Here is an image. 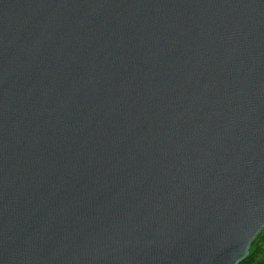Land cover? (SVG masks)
I'll return each mask as SVG.
<instances>
[{
    "label": "water",
    "instance_id": "water-1",
    "mask_svg": "<svg viewBox=\"0 0 264 264\" xmlns=\"http://www.w3.org/2000/svg\"><path fill=\"white\" fill-rule=\"evenodd\" d=\"M264 230V0H0V264H240Z\"/></svg>",
    "mask_w": 264,
    "mask_h": 264
},
{
    "label": "rangeland",
    "instance_id": "rangeland-1",
    "mask_svg": "<svg viewBox=\"0 0 264 264\" xmlns=\"http://www.w3.org/2000/svg\"><path fill=\"white\" fill-rule=\"evenodd\" d=\"M254 251H256L254 263L258 264L260 262V264H264V231L258 237L250 252L254 253Z\"/></svg>",
    "mask_w": 264,
    "mask_h": 264
},
{
    "label": "trees",
    "instance_id": "trees-1",
    "mask_svg": "<svg viewBox=\"0 0 264 264\" xmlns=\"http://www.w3.org/2000/svg\"><path fill=\"white\" fill-rule=\"evenodd\" d=\"M264 231V230H263ZM262 231V232H263ZM261 232V233H262ZM261 233L257 236V238L254 240V242H253V244H252V246H251V249H252V247L255 245V242H256V240L258 239V237L261 235ZM251 249H250V251H251ZM257 251V250H256ZM256 251H254V253L253 252H250L249 253V256L247 257V259L246 260H244L243 262H241L240 264H255L254 263V257H255V255H256ZM258 264H260V262L258 263Z\"/></svg>",
    "mask_w": 264,
    "mask_h": 264
}]
</instances>
